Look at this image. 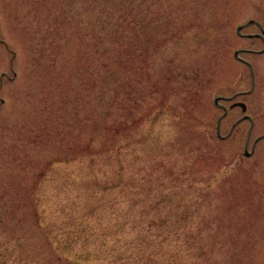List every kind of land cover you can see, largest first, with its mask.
Segmentation results:
<instances>
[{
  "label": "rangeland",
  "instance_id": "1",
  "mask_svg": "<svg viewBox=\"0 0 264 264\" xmlns=\"http://www.w3.org/2000/svg\"><path fill=\"white\" fill-rule=\"evenodd\" d=\"M263 30L264 0H0V252L52 264L41 224L124 124L153 193L184 194L225 264H264Z\"/></svg>",
  "mask_w": 264,
  "mask_h": 264
},
{
  "label": "trees",
  "instance_id": "2",
  "mask_svg": "<svg viewBox=\"0 0 264 264\" xmlns=\"http://www.w3.org/2000/svg\"><path fill=\"white\" fill-rule=\"evenodd\" d=\"M138 136L137 129L126 132L124 124H117L104 145L93 147L92 153L109 154L107 162L96 160L83 192L59 208L54 222L41 224L51 249L47 260L52 264H225L216 254L217 237L203 236L209 226L185 222L199 209L186 213L180 192L153 193L151 180L139 177L136 160L126 159L135 152ZM20 260L0 252V264Z\"/></svg>",
  "mask_w": 264,
  "mask_h": 264
},
{
  "label": "water",
  "instance_id": "3",
  "mask_svg": "<svg viewBox=\"0 0 264 264\" xmlns=\"http://www.w3.org/2000/svg\"><path fill=\"white\" fill-rule=\"evenodd\" d=\"M253 22H255V20H250V21H249V24H251V23H253ZM241 29H242V26L239 27V30H241ZM263 31H264V30H263ZM236 54H238V52H237ZM216 100H217V99H216ZM235 105H239V106H241L242 109H243V111H246V110H247V104L244 103V102H238V103H235V104L232 105V107L235 106ZM226 111H227V110H226ZM246 117H249V116H246ZM246 152L248 153V151H246Z\"/></svg>",
  "mask_w": 264,
  "mask_h": 264
}]
</instances>
